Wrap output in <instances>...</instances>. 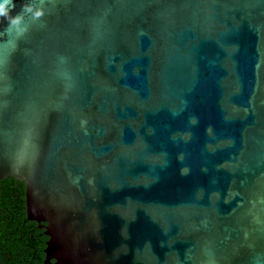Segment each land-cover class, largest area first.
Segmentation results:
<instances>
[{
    "label": "water",
    "instance_id": "95a60500",
    "mask_svg": "<svg viewBox=\"0 0 264 264\" xmlns=\"http://www.w3.org/2000/svg\"><path fill=\"white\" fill-rule=\"evenodd\" d=\"M0 3V179L44 264H264V0Z\"/></svg>",
    "mask_w": 264,
    "mask_h": 264
},
{
    "label": "trees",
    "instance_id": "16d2710c",
    "mask_svg": "<svg viewBox=\"0 0 264 264\" xmlns=\"http://www.w3.org/2000/svg\"><path fill=\"white\" fill-rule=\"evenodd\" d=\"M29 219L26 183L0 179V264H44L45 224Z\"/></svg>",
    "mask_w": 264,
    "mask_h": 264
},
{
    "label": "clouds",
    "instance_id": "9594fccd",
    "mask_svg": "<svg viewBox=\"0 0 264 264\" xmlns=\"http://www.w3.org/2000/svg\"><path fill=\"white\" fill-rule=\"evenodd\" d=\"M5 11H6V9L4 7V4L0 3V13H3ZM18 19H19V17L14 18L13 23H15Z\"/></svg>",
    "mask_w": 264,
    "mask_h": 264
}]
</instances>
